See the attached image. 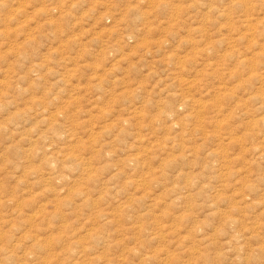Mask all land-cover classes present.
<instances>
[{"label":"rangeland","instance_id":"374dc122","mask_svg":"<svg viewBox=\"0 0 264 264\" xmlns=\"http://www.w3.org/2000/svg\"><path fill=\"white\" fill-rule=\"evenodd\" d=\"M263 136L264 0H0V264H264Z\"/></svg>","mask_w":264,"mask_h":264},{"label":"bare ground","instance_id":"6f19581e","mask_svg":"<svg viewBox=\"0 0 264 264\" xmlns=\"http://www.w3.org/2000/svg\"><path fill=\"white\" fill-rule=\"evenodd\" d=\"M7 100V99H6ZM42 140V139H41ZM262 141L264 142V136H263V138H262ZM81 161V160H80ZM86 170V169H85ZM89 171V170H88ZM88 173H90V172H88ZM221 174V173H220ZM58 177V176H57ZM242 198V197H241ZM244 198V197H243ZM221 200V199H220ZM219 217H220V215H219ZM221 217H223V216H221ZM220 217V218H221ZM232 228V227H231ZM255 233V232H254ZM257 233V232H256ZM256 237V234H253V233H251V237ZM250 237V238H251ZM258 237V236H257ZM155 238V237H154ZM259 238V237H258ZM236 239V238H235ZM234 239V240H235ZM237 240H239V238L237 239ZM201 251V250H200ZM204 252V251H203ZM255 253H258L259 255H263L264 254V242H260V244L256 247V250H254V252L252 253V254H255Z\"/></svg>","mask_w":264,"mask_h":264}]
</instances>
